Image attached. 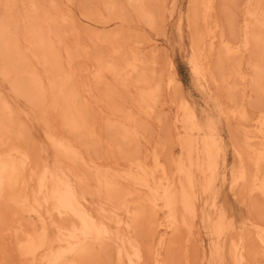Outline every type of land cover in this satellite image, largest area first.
Wrapping results in <instances>:
<instances>
[{"label":"bare ground","instance_id":"obj_1","mask_svg":"<svg viewBox=\"0 0 264 264\" xmlns=\"http://www.w3.org/2000/svg\"><path fill=\"white\" fill-rule=\"evenodd\" d=\"M143 1L129 0V3L144 21L151 22L150 11H147ZM20 2L25 6V16L21 15L23 18L17 16L21 10L14 15L18 0H0V6L5 9V14L0 16V76L10 83L17 97L25 99L32 110L48 123L46 139L55 152L53 163L34 160L31 150L25 147V135L19 129L22 128L21 122L11 103L0 92V201L9 202L17 211L37 215L40 223L39 232L37 229L26 230L13 218L11 221L5 219V214L0 211V234L4 236L9 232L18 236L17 251L21 261L25 264H102L99 262L103 257L100 250L106 246L113 250L116 264H143L148 255L146 248L149 247L137 233L144 225L148 233H155L153 242L156 246L154 250H148L153 258L151 261L154 264H171L162 253L169 243L167 235L183 226L192 234L200 207L204 210L201 220L211 240L209 259L205 264H249V259L258 254L251 248L252 243L264 256V230L256 229L255 224H242L251 229L247 235H231L236 221L225 208L218 206L215 196L217 182L222 177L221 169L226 163L222 161L226 144L216 123L210 118L201 123L195 109L187 102L181 104L182 116H174L172 122V134L179 147V156L170 157L173 172L157 154L153 155V165L134 155L127 161L126 168L115 169H105L96 161L85 159L80 147L92 148L90 146L101 142V136L88 117V101L87 105L83 102V91L76 82V73L67 71L69 67H65L67 64L71 66L74 55L69 48L65 49L68 60L61 55L64 41L60 27L65 22V16L45 11L40 7L39 0ZM214 2L208 0L203 6L204 2L194 1L197 8L200 4L205 8L204 19L209 28L205 36L199 32L195 39L194 49L198 56L192 66L194 78L200 91L215 102L211 91L217 80L208 67V55L202 54V45L208 47L210 54L218 45L221 54L233 61L232 71L225 75L222 83L230 84L232 78L237 79L247 97L264 84V8L261 2L248 0L240 34L237 40H229L220 32L217 20L208 21L213 17ZM104 10L110 16H117L113 0L105 2ZM21 22L25 23L22 30L25 35L21 36L27 44L26 49L20 43ZM113 38L116 36H105L102 40L111 43ZM114 53H118L117 49ZM249 53L252 54L248 64L250 72H245L241 61ZM124 56L126 58L123 57L121 62L98 60L92 74L94 82L100 83L106 72L125 85L139 72L143 62L136 55L130 58ZM63 57L67 64L63 62ZM31 58L37 66L43 67V74L36 70ZM168 84L171 86L172 83ZM134 85L140 90L138 108L148 112L153 107L151 102L155 100L160 84L152 85L142 74ZM51 113L60 120L61 127H58L63 132L50 124L47 117ZM230 117L239 122L241 134L231 186L262 198L263 206L259 211L263 215L264 113L261 111L252 116L245 105H240L231 111ZM131 118L126 114L119 125L109 123L112 142L116 146L120 145L118 141L125 142L135 134L136 131L132 133L129 129ZM81 168L89 175L83 174ZM27 170H30V178L34 182L30 192L26 190ZM223 177L222 181H225V175ZM92 181L96 184V191L89 189ZM91 196L103 200L94 205ZM130 197L136 198L137 207L130 206ZM208 209L213 210L212 214L205 213ZM55 219L62 223L57 224ZM141 230L143 234V228ZM104 257L107 260L108 257Z\"/></svg>","mask_w":264,"mask_h":264},{"label":"rangeland","instance_id":"obj_2","mask_svg":"<svg viewBox=\"0 0 264 264\" xmlns=\"http://www.w3.org/2000/svg\"><path fill=\"white\" fill-rule=\"evenodd\" d=\"M20 1L18 0L19 4L17 3V7L19 9L15 8L14 15L21 10L16 15H20L23 18L25 16L23 14L25 13V6H22ZM39 1L40 7L45 11L51 14L57 12L56 15L61 16L63 14L65 16V25L61 24L62 28L60 27L61 37L64 41V44L61 45V47L64 46L61 49V55L67 58L65 49L69 48L74 55V59L71 66L66 63L68 58L65 60L63 57L65 60L63 62L67 64L65 67H69L67 71L76 73V82L78 86H81V91H83V93L81 92L83 102L86 105L88 103V117L95 131L101 136V142L90 146L92 148L80 147V149H83L81 151L84 153L85 159L89 162L91 160L96 161L98 165L105 169L111 167L115 169L117 167L126 168L127 161L134 155L149 161L150 165H153V155L157 154L163 162L167 163L169 171L173 172L174 166L170 164V157L177 158L179 156V147L175 142L174 134H172V122L174 121V116L182 114L183 111L182 109L180 110L181 104L187 102L195 109L201 123H206L209 118L216 123L226 144L223 153L226 157L222 156V161L226 163H223L221 169L222 177L220 176L217 182L215 196L218 199V206L225 208L236 221V228L231 232V235L241 236L247 235L249 231L251 232L249 227L243 226L244 222H248L250 225L255 224L254 227L256 229L264 230V214L261 215L259 211V208L263 206L262 198L256 194L250 195L241 188L233 189V186H231L233 185L232 174L238 161L236 150L241 141V134L239 132V122L230 117L231 111L240 105H245L252 116L261 111L264 113V84L261 85L260 90L253 91L247 97L244 96L243 87L237 79L235 81V78H232L230 84H223L222 79L232 71L231 63L233 61L227 60L221 54L218 45L216 46L217 49L215 48L211 54L208 51V47L206 48L205 45H202V48H204L202 54L208 55V67L217 80L211 91L215 102L200 91L194 78L192 66L198 56L194 49L196 36L200 33L205 36L209 30L204 19L206 15L205 8H203L208 3V0H197L200 3L204 2L202 3L203 6L200 4L199 8L194 5L195 0H144L145 8L148 12L150 11L151 22L144 21L134 11L135 9L130 5L129 0H113L117 9L116 17L108 15V12L104 10V4L108 0ZM247 1L215 0V12H212L213 17L208 21L217 20L220 24V32H223L222 34L229 40H237L247 10ZM258 1L261 2V7L264 8V0H255V3ZM4 10V6L1 5L0 16L5 14ZM98 12L101 13V16H99ZM88 17L92 19H88ZM20 25L23 26L20 28V33H22L19 34L20 43L26 49L27 44L21 36L25 35L24 31H22L25 29V23L21 22ZM105 36H116V38H113L114 40L111 43H107L102 40ZM115 49L118 51L117 54L114 53ZM124 55L129 58L136 55L143 62L140 65L139 72L135 73L125 85L106 72L103 73L100 83L94 82L92 74L97 67L98 60L110 59L109 61L121 62L124 59L123 57H125ZM251 55L250 53L247 54L241 61L245 72H250L248 64L251 62ZM31 60H33L31 63L34 64V59L31 58ZM35 65L36 63L33 66ZM36 66V70L43 74V67ZM39 67H41L40 71ZM142 74H145L152 85L160 84L155 100L151 102V107H153L148 112L138 108L140 107L138 104L140 90H138L139 87L134 85V81ZM1 78L0 76V92L3 98L5 97L11 103L17 119L21 122V125L20 122L18 123L20 127L22 126L19 129L23 130V135H25V143L27 145L25 147L31 150L35 161L38 159V161L40 160L39 162L53 163L55 161V152L48 139H46L48 123H46L44 118H41L39 113H35L32 110L33 108L29 103H26L25 99L15 95L8 81H4ZM170 82L172 87L168 84ZM86 101L88 102L86 103ZM117 110L121 112H117ZM126 114L132 117V122L129 123L130 126L128 125L129 129L132 133L136 132L129 140L125 142L122 140L118 141L120 145L116 146L112 142L113 135H111L112 132H110L108 125L109 123L119 125ZM49 115H53L51 118L50 116L47 117L50 124H53V128L60 131V133L63 132L60 128V120L56 119L54 113ZM168 158L170 159L168 160ZM170 166H172L173 170L170 169ZM80 171L82 173L85 172L87 176L89 175L84 168H81ZM223 175H225V181H222ZM30 177V170H27L25 177L27 182L26 190L29 192L34 188V182ZM29 178L32 182L29 181ZM94 185L96 184L92 181L89 189L96 191L97 188ZM93 197L91 196L90 200L92 202L95 201L94 205L103 200L98 196ZM129 199L130 206L132 208L137 207L136 198L130 197ZM0 204V211H3V215L5 214V219L11 221L13 218L17 223L22 224L24 229L30 231L37 229V232H39L40 223L37 215H29L22 210L17 211L7 201L2 200ZM203 212L204 210L200 207L199 216L194 221L192 234H189L188 229L183 226L182 228L180 227V232L173 231V234L169 233L167 235L169 243L167 249L163 250L162 253L164 258L171 264H205V261L209 259L211 240L208 237L205 223L202 221ZM212 212L213 210L211 209L205 211V213L211 214ZM14 213L16 215H13ZM55 221L56 223L58 222L57 224L62 223L59 219H55ZM141 228H143V234ZM141 228L138 230L137 235L141 236L140 238L149 247L146 248L148 255L143 264H154L150 255L156 246V243L153 242L155 233L152 235L148 233L149 230L144 225ZM3 235L6 237L0 236V264H25L23 260L21 261L17 251L18 236H12L9 232ZM254 244L252 243V246H250L258 254L250 258L252 262L249 259V264H264V256L259 253V248ZM103 248L100 250L103 257L99 259V262L102 264H116L113 250L106 246ZM150 249L151 251L148 253ZM103 254L106 255V258L108 257L107 260H105Z\"/></svg>","mask_w":264,"mask_h":264}]
</instances>
